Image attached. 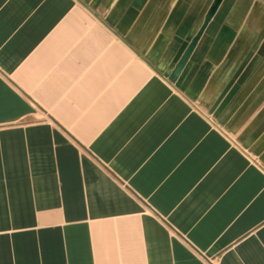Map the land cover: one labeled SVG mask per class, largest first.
<instances>
[{"label":"crops","instance_id":"0c3cea01","mask_svg":"<svg viewBox=\"0 0 264 264\" xmlns=\"http://www.w3.org/2000/svg\"><path fill=\"white\" fill-rule=\"evenodd\" d=\"M212 2L0 0V264H264V0L173 77Z\"/></svg>","mask_w":264,"mask_h":264},{"label":"rangeland","instance_id":"374dc122","mask_svg":"<svg viewBox=\"0 0 264 264\" xmlns=\"http://www.w3.org/2000/svg\"><path fill=\"white\" fill-rule=\"evenodd\" d=\"M252 23V22H251ZM257 24V22H255ZM264 27V23L261 22L259 24V31H262ZM257 39V38H256ZM256 41V40H255ZM257 43V42H255ZM176 70V69H175ZM174 70V72H175ZM173 72V74H174ZM174 77V76H173ZM175 78V77H174ZM194 105L202 110L210 119H212L215 123H217L220 127H222L231 137L232 139L236 140L237 142H240V138L237 135V133L233 132L232 130H230V127L228 126V121L225 120V117L221 114H218L214 108L213 105H211L210 100H206L205 97L201 98V99H197L196 101H194ZM227 121V122H226Z\"/></svg>","mask_w":264,"mask_h":264},{"label":"water","instance_id":"95a60500","mask_svg":"<svg viewBox=\"0 0 264 264\" xmlns=\"http://www.w3.org/2000/svg\"><path fill=\"white\" fill-rule=\"evenodd\" d=\"M223 0H213L207 14L205 17V20L200 28V30L198 31V33L196 34V36L192 39L189 47L187 48L183 58L181 59V61L179 62V64L176 67V70L173 74L174 77H176V75L179 73L180 69L182 68V66L184 65V63L186 62V60L188 59V57L190 56L192 50L194 49V47L196 46L200 36L202 35L204 29L206 28L208 22L210 21V19L213 17V15L215 14V12L217 11L218 7L220 6L221 2Z\"/></svg>","mask_w":264,"mask_h":264}]
</instances>
